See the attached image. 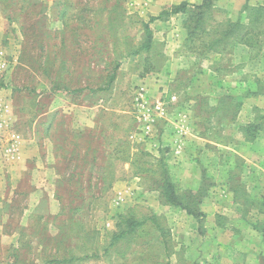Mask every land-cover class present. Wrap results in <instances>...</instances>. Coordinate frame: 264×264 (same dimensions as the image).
<instances>
[{"label": "rangeland", "instance_id": "1", "mask_svg": "<svg viewBox=\"0 0 264 264\" xmlns=\"http://www.w3.org/2000/svg\"><path fill=\"white\" fill-rule=\"evenodd\" d=\"M201 1L0 0V264H264V0Z\"/></svg>", "mask_w": 264, "mask_h": 264}, {"label": "trees", "instance_id": "2", "mask_svg": "<svg viewBox=\"0 0 264 264\" xmlns=\"http://www.w3.org/2000/svg\"><path fill=\"white\" fill-rule=\"evenodd\" d=\"M210 7H213V0H202L200 3L198 4H190L187 2H183L179 5H173L171 7V13H181L183 14L187 21L189 23H194L192 26H194L192 28V30L189 32L191 34H197V30L202 29L203 28L200 26V21H202V17L203 14L205 12V10L209 9ZM260 6H256L255 9L258 10L260 9ZM168 10H166L165 12H163L164 15H166V13H170ZM155 18H150V20H153ZM192 26H188V27H192ZM144 30L142 31V35H143V43L137 48V51H139L141 48H146V49H150L152 48V46H154L155 42L152 40V36H151V30L148 27V25H144ZM251 128V127H250ZM263 125L262 123L259 124V129H262ZM252 129V128H251ZM246 130V129H245ZM247 131V130H246ZM250 133H253L251 131H249L248 133H246V135L248 136ZM250 138V137H249ZM160 168L162 169L161 165H159ZM153 188L158 192V195L160 196V198L162 199V201L164 202V204H168L169 206L172 207H178L180 209H183L185 211H187L188 213H192L191 209H190V203H189V198L190 196L192 197V192L190 190H183L181 191V189L177 186V184H175V182L171 179L169 173L162 169L161 174L157 175L154 179H153ZM125 218H120V222L121 220H123ZM151 220H156V216H151L150 218ZM123 224V226L121 227L120 224L118 223V230L116 232L113 233L112 237H111V241L113 240H117L120 238H123L126 234L132 232H139V225H141L140 221H134L133 219H129V220H124V222H121ZM145 223V222H144ZM117 225V224H116ZM157 226V224H156ZM112 244V242H111ZM165 245V249H167L166 247V243L164 242ZM106 251V249H105ZM96 254L93 253L90 256H86L88 257H93ZM70 260V259H69ZM67 260V261H69Z\"/></svg>", "mask_w": 264, "mask_h": 264}, {"label": "crops", "instance_id": "3", "mask_svg": "<svg viewBox=\"0 0 264 264\" xmlns=\"http://www.w3.org/2000/svg\"><path fill=\"white\" fill-rule=\"evenodd\" d=\"M188 2H192V0H187Z\"/></svg>", "mask_w": 264, "mask_h": 264}, {"label": "built area", "instance_id": "4", "mask_svg": "<svg viewBox=\"0 0 264 264\" xmlns=\"http://www.w3.org/2000/svg\"><path fill=\"white\" fill-rule=\"evenodd\" d=\"M174 98V97H173Z\"/></svg>", "mask_w": 264, "mask_h": 264}]
</instances>
